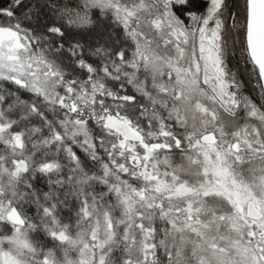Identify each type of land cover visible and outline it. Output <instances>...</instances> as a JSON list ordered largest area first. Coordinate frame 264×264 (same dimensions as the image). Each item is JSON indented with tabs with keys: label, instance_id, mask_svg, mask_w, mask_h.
I'll return each mask as SVG.
<instances>
[{
	"label": "snow or ice",
	"instance_id": "obj_1",
	"mask_svg": "<svg viewBox=\"0 0 264 264\" xmlns=\"http://www.w3.org/2000/svg\"><path fill=\"white\" fill-rule=\"evenodd\" d=\"M0 264H264V0H0Z\"/></svg>",
	"mask_w": 264,
	"mask_h": 264
},
{
	"label": "trees",
	"instance_id": "obj_2",
	"mask_svg": "<svg viewBox=\"0 0 264 264\" xmlns=\"http://www.w3.org/2000/svg\"><path fill=\"white\" fill-rule=\"evenodd\" d=\"M61 2L63 3V2H65V0H61ZM86 39H87V37H86ZM230 67H232L235 70V68H236V60L235 59H233L230 62ZM241 71H242V66H241ZM242 79H243V82H244L243 91L245 92V94L251 96L253 99H256L257 102L259 103L258 95H257L256 91H254V88H253L254 82H249L247 76H242ZM129 91H131V90H129ZM25 98H27V97H25ZM177 160H179V159L177 158ZM38 186L44 187L43 182L40 181L38 183ZM44 190H47V188L44 187ZM34 212H35V209L34 208H32V209L29 210V213L30 214H32Z\"/></svg>",
	"mask_w": 264,
	"mask_h": 264
},
{
	"label": "rangeland",
	"instance_id": "obj_3",
	"mask_svg": "<svg viewBox=\"0 0 264 264\" xmlns=\"http://www.w3.org/2000/svg\"><path fill=\"white\" fill-rule=\"evenodd\" d=\"M177 162H179V160H177Z\"/></svg>",
	"mask_w": 264,
	"mask_h": 264
}]
</instances>
